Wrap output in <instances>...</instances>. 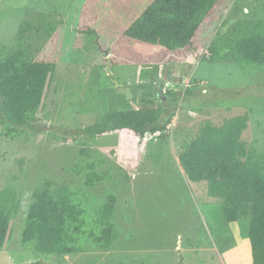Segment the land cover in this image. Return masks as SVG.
I'll list each match as a JSON object with an SVG mask.
<instances>
[{
	"label": "rangeland",
	"instance_id": "obj_1",
	"mask_svg": "<svg viewBox=\"0 0 264 264\" xmlns=\"http://www.w3.org/2000/svg\"><path fill=\"white\" fill-rule=\"evenodd\" d=\"M151 1L0 0V52L18 43L22 23L30 21L23 35L29 53L57 64V77L32 125L10 132L0 119V188L12 187L20 198L0 264H252L248 220L231 224L236 243L222 252L209 214L217 200L209 196L206 181L188 179L178 156L207 121L220 125L245 112L250 121L243 138L264 151V64L235 62L227 53L218 62L204 60L218 31L242 18L264 19V0H220L195 45L174 51L125 34L133 15ZM107 52L115 61L113 80L122 87L132 92L145 85L140 91L151 93L158 84L162 94L174 92L167 131L145 138L131 129L97 138L84 132L135 95L125 98L110 83ZM94 159L107 177L87 187L74 166ZM46 179L70 185L86 207L87 233L75 256L40 253L22 242L34 190ZM111 194L117 197L113 221L119 234L105 250L88 232L98 231L95 211Z\"/></svg>",
	"mask_w": 264,
	"mask_h": 264
},
{
	"label": "trees",
	"instance_id": "obj_2",
	"mask_svg": "<svg viewBox=\"0 0 264 264\" xmlns=\"http://www.w3.org/2000/svg\"><path fill=\"white\" fill-rule=\"evenodd\" d=\"M219 1L152 0L137 16L133 15L125 34L132 40L170 51L190 49ZM21 26L18 43L0 52V119L11 126L10 132L37 120L57 77V64L34 59L29 46L23 43L31 22ZM50 27L52 31L54 27ZM208 52L204 56L208 62H218L227 53L235 55V62L264 64V19L242 18L218 31ZM111 58L113 71L115 61ZM107 75L114 86V75ZM60 84L61 81L59 88ZM156 85L151 93L140 91L145 85L135 86L129 105L105 113L101 121L87 126L84 132L97 138L131 129L139 138H145L167 131L174 115L169 102L176 104L169 95L174 92L167 90L162 94ZM249 121V112L226 118L220 125L207 121L201 135L178 158L188 179L206 181L209 196L217 200L209 206V214L220 250L229 251L236 243L231 224L247 219L246 245L248 250L250 246L251 263L264 264V151L252 148L243 138ZM99 164L96 159L85 165L76 164L74 172L84 173V184L92 187L107 177L106 172L97 169ZM116 204L117 197L111 194L95 211L98 231L88 232L89 238L105 250L119 234L113 221ZM19 206L20 198L14 188H0V249L12 238V217ZM25 223L23 244L44 254L75 256L82 249L78 245L82 235L87 233V210L70 185L46 179L34 190Z\"/></svg>",
	"mask_w": 264,
	"mask_h": 264
},
{
	"label": "water",
	"instance_id": "obj_3",
	"mask_svg": "<svg viewBox=\"0 0 264 264\" xmlns=\"http://www.w3.org/2000/svg\"><path fill=\"white\" fill-rule=\"evenodd\" d=\"M106 56H107V59H108V62H107V65H106V71L109 75H113V71H112V58L109 54V52L106 53ZM114 83L117 87V90L119 92H121L122 94H124L128 99L132 98V92L127 88V87H122L119 82L117 80H114Z\"/></svg>",
	"mask_w": 264,
	"mask_h": 264
}]
</instances>
